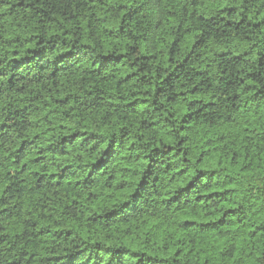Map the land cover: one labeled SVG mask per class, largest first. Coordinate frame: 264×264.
I'll return each instance as SVG.
<instances>
[{
	"label": "trees",
	"instance_id": "1",
	"mask_svg": "<svg viewBox=\"0 0 264 264\" xmlns=\"http://www.w3.org/2000/svg\"><path fill=\"white\" fill-rule=\"evenodd\" d=\"M0 264H264V0H0Z\"/></svg>",
	"mask_w": 264,
	"mask_h": 264
}]
</instances>
